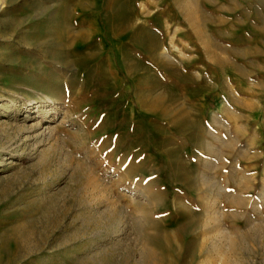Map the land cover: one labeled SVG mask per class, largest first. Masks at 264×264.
<instances>
[{
  "label": "rangeland",
  "instance_id": "obj_1",
  "mask_svg": "<svg viewBox=\"0 0 264 264\" xmlns=\"http://www.w3.org/2000/svg\"><path fill=\"white\" fill-rule=\"evenodd\" d=\"M0 264H264V0H0Z\"/></svg>",
  "mask_w": 264,
  "mask_h": 264
},
{
  "label": "bare ground",
  "instance_id": "obj_2",
  "mask_svg": "<svg viewBox=\"0 0 264 264\" xmlns=\"http://www.w3.org/2000/svg\"><path fill=\"white\" fill-rule=\"evenodd\" d=\"M45 131H49L48 134L51 133V130H49V126L46 127V128H44V131L43 132H45ZM47 137H50V134Z\"/></svg>",
  "mask_w": 264,
  "mask_h": 264
}]
</instances>
